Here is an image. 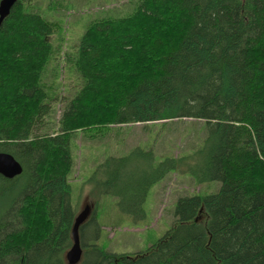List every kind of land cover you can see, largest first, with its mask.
Wrapping results in <instances>:
<instances>
[{
	"label": "trees",
	"instance_id": "obj_1",
	"mask_svg": "<svg viewBox=\"0 0 264 264\" xmlns=\"http://www.w3.org/2000/svg\"><path fill=\"white\" fill-rule=\"evenodd\" d=\"M58 27L25 0L0 26V153L23 167L0 175V264H68L74 133L185 118L207 125L192 155L157 163L136 148L108 157L88 183L136 221L170 173L220 190L180 198L174 226L136 254L98 245L92 212L79 229V264H264V0H139L128 17L92 22L72 60L84 85L54 131L43 74Z\"/></svg>",
	"mask_w": 264,
	"mask_h": 264
},
{
	"label": "rangeland",
	"instance_id": "obj_2",
	"mask_svg": "<svg viewBox=\"0 0 264 264\" xmlns=\"http://www.w3.org/2000/svg\"><path fill=\"white\" fill-rule=\"evenodd\" d=\"M139 0H25L27 10L58 24L49 37L54 51L43 74L49 87L51 114L45 122L54 131L67 104L79 93L84 79L73 65V57L83 35L92 22L120 19L131 15ZM102 134V135H100ZM98 135V136H97ZM207 125L202 120L174 119L147 124L107 126L103 132L74 133L71 139L73 169L69 175L71 204L76 216L87 207L97 215L100 239L97 244L114 254H136L146 251L175 224V208L182 197L207 196L217 193L220 182L198 184L187 172L168 174L155 184L144 205L146 217L136 221L122 213L118 200L99 195L88 183L98 165L111 156L128 155L136 148L152 150L156 162L166 158L189 156L203 146ZM97 194V195H96ZM206 224L204 207L197 219Z\"/></svg>",
	"mask_w": 264,
	"mask_h": 264
},
{
	"label": "water",
	"instance_id": "obj_3",
	"mask_svg": "<svg viewBox=\"0 0 264 264\" xmlns=\"http://www.w3.org/2000/svg\"><path fill=\"white\" fill-rule=\"evenodd\" d=\"M18 0H1L0 2V26L9 16L12 8ZM23 172L21 163L11 154L0 153V175L6 179H14L20 176ZM90 215V209L87 207L75 219L72 229L73 245L66 254V262L68 264H79L83 251L80 243L79 229L84 224Z\"/></svg>",
	"mask_w": 264,
	"mask_h": 264
}]
</instances>
